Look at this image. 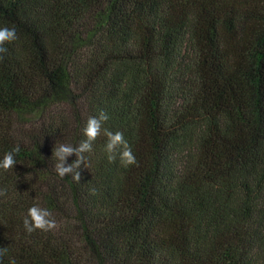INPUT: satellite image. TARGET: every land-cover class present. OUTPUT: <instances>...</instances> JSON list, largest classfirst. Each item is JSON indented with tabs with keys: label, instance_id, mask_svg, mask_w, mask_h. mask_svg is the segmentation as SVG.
<instances>
[{
	"label": "trees",
	"instance_id": "obj_1",
	"mask_svg": "<svg viewBox=\"0 0 264 264\" xmlns=\"http://www.w3.org/2000/svg\"><path fill=\"white\" fill-rule=\"evenodd\" d=\"M0 264H264V0H0ZM103 110L101 134L61 178ZM77 159L73 154L67 164ZM67 166V165H66ZM54 229L27 233L33 204Z\"/></svg>",
	"mask_w": 264,
	"mask_h": 264
},
{
	"label": "clouds",
	"instance_id": "obj_2",
	"mask_svg": "<svg viewBox=\"0 0 264 264\" xmlns=\"http://www.w3.org/2000/svg\"><path fill=\"white\" fill-rule=\"evenodd\" d=\"M16 38L17 34L14 27L0 25V54L6 53L8 50L6 45L16 40ZM108 119L107 113L103 110L99 111L97 115L89 117L86 126L83 128V135L86 139L79 142L76 147L68 143L57 142L54 144L51 160L54 161V169L61 178L71 174L74 179H80L79 169L81 163L84 164L85 168L87 167V156L84 154L92 152L93 142L101 134L106 137L103 150L109 162L113 161L118 155L120 163L124 167L136 163L132 149L123 133L120 131L112 132L103 127ZM19 152L20 147L18 145L5 152L3 158L0 159V170L6 172L13 169L17 164L16 156ZM73 154L77 156V159L72 164H67L68 157ZM6 194L7 189L0 188V197ZM23 227L27 233H32L34 230L48 231L56 227V221L52 218V212L48 208L34 203L27 210V214L23 219Z\"/></svg>",
	"mask_w": 264,
	"mask_h": 264
}]
</instances>
